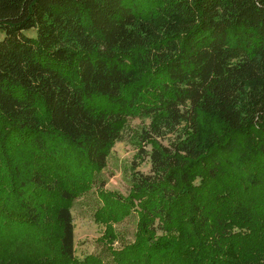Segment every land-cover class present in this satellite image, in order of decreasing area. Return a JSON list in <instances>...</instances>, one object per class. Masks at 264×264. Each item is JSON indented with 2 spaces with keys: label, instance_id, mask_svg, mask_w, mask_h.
I'll list each match as a JSON object with an SVG mask.
<instances>
[{
  "label": "trees",
  "instance_id": "trees-1",
  "mask_svg": "<svg viewBox=\"0 0 264 264\" xmlns=\"http://www.w3.org/2000/svg\"><path fill=\"white\" fill-rule=\"evenodd\" d=\"M94 187L108 262L74 254ZM0 264H264V0H0Z\"/></svg>",
  "mask_w": 264,
  "mask_h": 264
},
{
  "label": "rangeland",
  "instance_id": "rangeland-1",
  "mask_svg": "<svg viewBox=\"0 0 264 264\" xmlns=\"http://www.w3.org/2000/svg\"><path fill=\"white\" fill-rule=\"evenodd\" d=\"M28 33L35 34L34 31ZM144 124H148V121L130 120L122 141L116 143L111 150L107 166L99 175V178L105 182V190L118 192L123 196L127 195L131 184V167L134 166L133 158L137 152L133 132H138ZM149 168L147 159H145L136 171L147 174ZM100 206L95 187L73 203L71 216L74 226V254L78 260L89 255H99L105 262L110 260L104 245L100 242L103 227L94 222V213ZM135 223L136 219L132 216L116 226L119 239L114 244V248L132 242Z\"/></svg>",
  "mask_w": 264,
  "mask_h": 264
}]
</instances>
